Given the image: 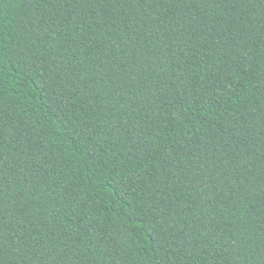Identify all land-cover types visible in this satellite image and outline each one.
<instances>
[{"label": "trees", "instance_id": "1", "mask_svg": "<svg viewBox=\"0 0 264 264\" xmlns=\"http://www.w3.org/2000/svg\"><path fill=\"white\" fill-rule=\"evenodd\" d=\"M264 0H0V264H264Z\"/></svg>", "mask_w": 264, "mask_h": 264}, {"label": "snow or ice", "instance_id": "2", "mask_svg": "<svg viewBox=\"0 0 264 264\" xmlns=\"http://www.w3.org/2000/svg\"><path fill=\"white\" fill-rule=\"evenodd\" d=\"M262 195H264V193H262Z\"/></svg>", "mask_w": 264, "mask_h": 264}]
</instances>
